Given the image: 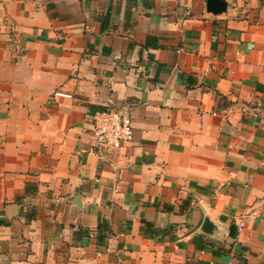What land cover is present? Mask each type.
I'll use <instances>...</instances> for the list:
<instances>
[{
	"label": "crops",
	"instance_id": "0c3cea01",
	"mask_svg": "<svg viewBox=\"0 0 264 264\" xmlns=\"http://www.w3.org/2000/svg\"><path fill=\"white\" fill-rule=\"evenodd\" d=\"M0 264H264V0H0Z\"/></svg>",
	"mask_w": 264,
	"mask_h": 264
},
{
	"label": "built area",
	"instance_id": "2783aa9c",
	"mask_svg": "<svg viewBox=\"0 0 264 264\" xmlns=\"http://www.w3.org/2000/svg\"><path fill=\"white\" fill-rule=\"evenodd\" d=\"M66 96L61 91H55L52 95ZM133 126L131 116L126 106L112 109L96 110L91 114V140L96 149L111 146L120 147L132 138Z\"/></svg>",
	"mask_w": 264,
	"mask_h": 264
},
{
	"label": "water",
	"instance_id": "95a60500",
	"mask_svg": "<svg viewBox=\"0 0 264 264\" xmlns=\"http://www.w3.org/2000/svg\"><path fill=\"white\" fill-rule=\"evenodd\" d=\"M214 3H215V0H214ZM217 4L219 5V3H218V2H216V4H215V6H216V7L218 6Z\"/></svg>",
	"mask_w": 264,
	"mask_h": 264
}]
</instances>
